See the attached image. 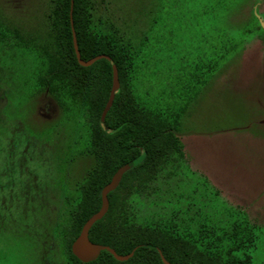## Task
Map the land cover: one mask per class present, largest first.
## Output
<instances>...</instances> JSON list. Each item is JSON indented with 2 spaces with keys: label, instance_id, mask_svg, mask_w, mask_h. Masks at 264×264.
Returning a JSON list of instances; mask_svg holds the SVG:
<instances>
[{
  "label": "rangeland",
  "instance_id": "rangeland-1",
  "mask_svg": "<svg viewBox=\"0 0 264 264\" xmlns=\"http://www.w3.org/2000/svg\"><path fill=\"white\" fill-rule=\"evenodd\" d=\"M104 1L93 19L113 17L131 42L136 101L181 111L183 155L131 199L135 220L206 227L216 244L245 218L236 253L264 264V0ZM45 8L0 0V264H65L55 227L90 163L80 112L37 93Z\"/></svg>",
  "mask_w": 264,
  "mask_h": 264
},
{
  "label": "trees",
  "instance_id": "trees-1",
  "mask_svg": "<svg viewBox=\"0 0 264 264\" xmlns=\"http://www.w3.org/2000/svg\"><path fill=\"white\" fill-rule=\"evenodd\" d=\"M104 0H46L43 29L36 34V50L42 69L38 72L39 96L49 98L60 111L77 110L85 122V139L79 154L89 157V166L73 185L69 196L70 219L55 227L60 239V256L65 264H250L251 257L236 252L243 249L248 233L245 218L236 219L229 232L209 240L206 227L196 233L182 231L172 220L138 222L131 199L145 193L168 165L183 155L178 134L181 111H153L136 101L132 74L136 53L113 17L93 19ZM72 25L80 57H102L88 66L78 63L72 42ZM112 64L117 68L119 87L104 122L100 115L112 81ZM130 167L118 185L108 193V210L89 229L92 242L112 247L118 254L132 252L117 260L101 250L93 259L81 261L72 252V243L86 219L101 204L100 191L123 164ZM197 235H200L197 236ZM224 240L229 245L221 246ZM214 244V245H212Z\"/></svg>",
  "mask_w": 264,
  "mask_h": 264
},
{
  "label": "water",
  "instance_id": "water-1",
  "mask_svg": "<svg viewBox=\"0 0 264 264\" xmlns=\"http://www.w3.org/2000/svg\"><path fill=\"white\" fill-rule=\"evenodd\" d=\"M70 24H71V30H72V42H73V48H74V52L77 58V61L80 65L82 66H88L90 64H92L94 61H96L97 59H100L102 57H105L107 59H109L108 56L104 55V54H99L96 55L92 58H89L87 60H83L80 57V53L78 50V46H77V42H76V36H75V32L73 29V25H72V18H71V8H70ZM119 87V80H118V74H117V68L114 64H112V81H111V87H110V91H109V96L107 98V101L105 103V106L101 112L100 115V122L103 123L104 122V118L105 115L109 109V107L112 104L113 98H114V93L115 90H117ZM130 163L127 164H123L121 165L111 176V179L109 180L108 183H106L101 191H100V197H101V204L100 207L98 208V210L96 212H94L92 215H90L86 221L83 223L78 235L74 238L73 243H72V252L74 253V255L80 259L81 261H87L90 259L95 258L101 250H106L108 252H110L115 259L117 260H126L129 256L132 255V252L128 253V254H118L112 247L105 245V244H99V243H95L92 242L89 239L88 233H89V229L91 228V226L93 225V223L100 219L101 217H103V215L107 212L108 210V193L113 190L119 183L122 174L130 167ZM160 257L162 259V261L165 264H170L162 255V253L159 251Z\"/></svg>",
  "mask_w": 264,
  "mask_h": 264
},
{
  "label": "flooded vegetation",
  "instance_id": "flooded-vegetation-1",
  "mask_svg": "<svg viewBox=\"0 0 264 264\" xmlns=\"http://www.w3.org/2000/svg\"><path fill=\"white\" fill-rule=\"evenodd\" d=\"M262 26H263V20H262ZM264 27V26H263ZM72 189H70V191L68 192V194H67V198H68V200H69V196H70V194L72 193V191H71ZM73 191H74V189H73ZM59 252H60V250H59Z\"/></svg>",
  "mask_w": 264,
  "mask_h": 264
}]
</instances>
